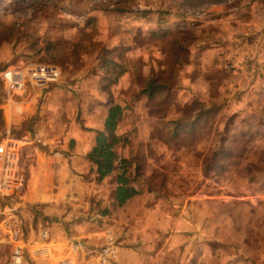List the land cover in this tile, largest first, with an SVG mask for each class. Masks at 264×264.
<instances>
[{
    "label": "rangeland",
    "instance_id": "374dc122",
    "mask_svg": "<svg viewBox=\"0 0 264 264\" xmlns=\"http://www.w3.org/2000/svg\"><path fill=\"white\" fill-rule=\"evenodd\" d=\"M24 64L61 78L21 97L0 82V136L39 141L0 206V264L5 209L45 244L33 264H100L105 231L113 264H264V0H0V72ZM148 76L170 89L140 95ZM110 106L100 178L86 157Z\"/></svg>",
    "mask_w": 264,
    "mask_h": 264
},
{
    "label": "built area",
    "instance_id": "2783aa9c",
    "mask_svg": "<svg viewBox=\"0 0 264 264\" xmlns=\"http://www.w3.org/2000/svg\"><path fill=\"white\" fill-rule=\"evenodd\" d=\"M60 78L61 72L58 68L42 64H24L0 72V82L7 95L11 97H21L32 89L56 84ZM33 142L35 141L27 137L16 138L9 131L0 136V206L18 200L26 189L28 181L21 168V150ZM35 143L39 141L36 140ZM5 211H8L10 216L5 224V231L8 234V243L12 246L7 264H28L27 261L33 264L38 260L42 261L47 252L45 244L37 241L33 244H24L20 239L19 224L15 221L16 210ZM102 244L97 251L98 262L113 264L116 259L114 244L118 243L110 231L103 233ZM80 246L73 244L72 250L77 252Z\"/></svg>",
    "mask_w": 264,
    "mask_h": 264
},
{
    "label": "trees",
    "instance_id": "16d2710c",
    "mask_svg": "<svg viewBox=\"0 0 264 264\" xmlns=\"http://www.w3.org/2000/svg\"><path fill=\"white\" fill-rule=\"evenodd\" d=\"M166 89H170V86L163 83L161 78L148 76L145 80V84L141 86L139 94L146 96V98H152L155 93H162L163 91H166ZM119 112L117 106H110L107 108L102 121V128L97 131L95 144L86 157L91 164L98 168V171L101 174L100 178L104 177L112 170L113 162L110 149L116 144V139L114 137L116 127L115 116ZM129 194V190L119 188L114 197L117 205L121 206L123 201L129 198Z\"/></svg>",
    "mask_w": 264,
    "mask_h": 264
},
{
    "label": "crops",
    "instance_id": "0c3cea01",
    "mask_svg": "<svg viewBox=\"0 0 264 264\" xmlns=\"http://www.w3.org/2000/svg\"><path fill=\"white\" fill-rule=\"evenodd\" d=\"M105 178V177H104Z\"/></svg>",
    "mask_w": 264,
    "mask_h": 264
}]
</instances>
